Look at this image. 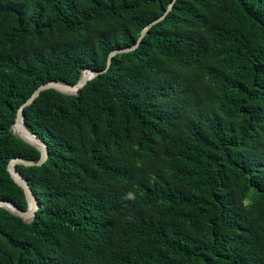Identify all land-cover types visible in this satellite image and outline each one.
<instances>
[{"label": "trees", "instance_id": "obj_1", "mask_svg": "<svg viewBox=\"0 0 264 264\" xmlns=\"http://www.w3.org/2000/svg\"><path fill=\"white\" fill-rule=\"evenodd\" d=\"M163 15L25 109L0 264H264V0H0V201L19 107Z\"/></svg>", "mask_w": 264, "mask_h": 264}, {"label": "water", "instance_id": "obj_2", "mask_svg": "<svg viewBox=\"0 0 264 264\" xmlns=\"http://www.w3.org/2000/svg\"><path fill=\"white\" fill-rule=\"evenodd\" d=\"M174 3L170 5L169 9H172ZM168 11H166L165 14H167ZM165 18V15L154 21L153 23L149 24L143 31L142 35L138 41V43L132 47L125 48V49H117L114 50L108 59V66L106 69L98 71L93 70L90 68L83 69L82 77L76 84H70L64 81H51L46 84L41 85L34 93L33 95L24 103L22 104L17 112V118L16 122L13 124V130L14 133L17 134L20 138H22L27 143L33 145L38 150L41 151L42 157L40 160H32V159H24V158H14L11 160L9 164V170L11 172V175L15 182L23 188V190L26 193L27 199L29 201V208L28 210H22L19 208L16 204H14L11 201L8 200H2L0 201V207H4L8 210H10L15 215L21 217L25 222H32L36 217V212L40 208L39 200L37 199L35 193L33 192L28 180L26 177L22 174V172L18 169V165L23 166H38L42 165L46 162L49 156V148L48 145L41 140L40 137H38L36 134H34L32 131L28 129L24 122V113L25 109L29 106H31L34 101L46 90L49 89H55L61 93L67 94V95H78L80 90L87 85V83L94 79L95 77L99 76L102 73H105L109 70L113 57L120 53H126L135 50L141 43L142 39L146 36L150 28L155 25L157 22L161 21Z\"/></svg>", "mask_w": 264, "mask_h": 264}]
</instances>
